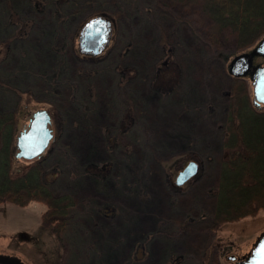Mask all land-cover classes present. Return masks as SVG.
<instances>
[{
  "label": "trees",
  "instance_id": "obj_1",
  "mask_svg": "<svg viewBox=\"0 0 264 264\" xmlns=\"http://www.w3.org/2000/svg\"><path fill=\"white\" fill-rule=\"evenodd\" d=\"M122 2L124 0H0V204L10 203L20 207L31 203L43 204L45 210L41 214V225L49 228L58 238L63 255H67L65 235L76 229L73 224L75 190H62L58 182H53L55 177L64 173L67 178L74 179L73 187L83 188L86 184H94L98 192L107 194L113 190V194L118 189L119 193L138 200L148 198L146 180L149 175L157 173L170 188L171 207L180 208L181 214L167 221L176 223L180 233L192 227L198 229L202 223L201 226L207 225L208 233L214 234L223 223L255 216L264 210V106L256 107L245 80L225 74L221 60L216 58V54L222 50H244L264 37V0H136L131 11ZM113 4L115 7L111 8ZM151 10L156 15L168 14L176 24L186 25L198 45V49L190 51L188 56L192 58V64L196 67L201 64L207 75L211 73L209 67L215 66L221 75L220 82L204 76L201 93H196L194 84L185 85L181 55L176 52L179 42L169 41L161 28L157 39L160 47L156 54L157 62L154 61L155 57L152 58L149 67L140 60L137 34L131 31L130 37L121 43L112 64V70L118 74V86H127L128 80L150 78L147 80L151 84L150 90L164 109L173 107V95L186 86L184 102L177 106L181 107L179 116L185 117L187 123L191 120L188 122L186 114L192 115L191 119H206L214 143L200 139L192 127L189 130L184 126L186 123L181 122L182 117H178L179 121L172 119L165 122L160 127L154 125L143 118L134 104V92L129 90L125 94L127 104L121 105L116 113L112 111L111 116L108 113V122L101 128L108 151L104 158L94 159L93 148L87 152L85 160L77 156L69 161V147L60 142V128L54 120L56 109L53 105L46 109L51 115L54 129L48 148L34 159L19 158L16 138L27 129L33 112H27L20 118L22 122L18 125L19 111L22 101L30 102L34 96L30 90H20L7 84L3 78L1 67L13 60L17 47L15 42L36 32L37 42L33 44V50L21 48V57L28 59L27 63L31 66L42 63V70L32 68L27 76L32 77L31 81L39 80L42 75L51 79L55 73L49 75L44 66H50L52 62L43 50L48 52L49 58H56L58 62H62V56L67 52H72L77 58L98 59L108 51L111 38L97 55H84L79 50L78 42L81 29L88 20L102 17L110 21L111 34L115 37L123 18L130 23L137 22L140 15L148 20L152 15ZM142 11L146 15L139 14ZM73 24L74 28L68 30ZM41 40L50 45H41ZM148 72L150 75H146ZM51 85L52 81L48 82L49 88ZM65 119V130L79 126L75 117L68 114ZM198 141L206 146L196 148ZM65 158L62 164L61 160ZM187 161L213 162L216 166L215 185L206 188L200 198L206 196L212 204H204L196 211L190 207L194 197L191 199L184 194L192 182L176 187L166 179L167 174L176 175ZM122 174L126 178L123 179ZM178 190L184 192L179 193ZM112 204L110 200L103 201L100 205H92L87 211L89 222L84 223L87 235H90L85 245L87 249L91 246L90 242H98V245L105 243V231L110 227L99 225L94 219L103 216L105 210L119 209ZM197 220L200 223H196ZM163 225L162 221L156 222L158 228ZM122 228L124 234H132L130 237L134 238L131 254L135 258L139 253H144L154 235H165L157 227L148 234L133 230L130 219L122 222ZM111 243L116 242H108L109 245ZM166 245L162 263L171 264L178 257L182 264H190L186 259L188 254L182 249L167 256L168 246H173L172 239ZM211 245L212 242L204 253L210 251ZM116 248L120 253V246ZM107 249L102 250L103 261L107 257ZM117 256L110 254V260Z\"/></svg>",
  "mask_w": 264,
  "mask_h": 264
},
{
  "label": "rangeland",
  "instance_id": "obj_2",
  "mask_svg": "<svg viewBox=\"0 0 264 264\" xmlns=\"http://www.w3.org/2000/svg\"><path fill=\"white\" fill-rule=\"evenodd\" d=\"M122 3L124 6L125 4L128 5L127 10L131 11V7L137 2L136 0H124ZM113 5H111V8L115 7ZM151 11L152 15L148 20L141 15L134 23H130L128 19L123 18L121 25L118 26L119 30L116 36L110 34L111 46L108 51L98 59L77 58L72 52H67L62 56V62H58L56 58H49L48 52L43 50L47 53V59L52 62L50 66H44L46 73L49 75L55 73V76L59 78L54 76V78L48 79L45 75H42L39 80L34 79L31 81L32 77L27 76V73L32 68L35 71L38 68L42 70L43 64L29 65L27 63L29 62L28 59L25 60L21 57V48L33 50V44L37 42L35 41L36 32L24 36L20 41L17 40L13 60L5 63L1 70L7 84L17 86L20 90H30L34 96V100L30 102L22 101L18 125L22 122L20 118L22 119L27 112L30 114L32 111L48 109L50 105H53L56 109L54 120L60 128V142L63 145H68L67 155L69 161H71L72 157L75 159L77 156L85 160L87 152L90 149L93 150V148L95 149L94 159L98 160L106 156L108 151L101 128L108 122L106 121L108 113L111 116L112 111L116 113L121 105L127 104L125 94L129 90L134 92V104L138 111L142 113L143 118L151 121L154 125L160 127L163 123L172 119L179 121L178 117H182L179 116L181 107L177 106L180 105L181 101L184 102L186 86L181 87L173 95L174 102L171 104L173 107L164 109L163 104L158 103L156 96L150 90L151 84L147 81L150 78L128 80L127 86L119 87L118 74L114 69L112 70L116 51L121 43L130 37L131 31L137 34L136 42L140 45L141 51L140 60L145 61L146 67L150 66L148 63L154 57V61L157 62L156 54L160 48L157 45V39L160 37L162 28L166 32L169 41L179 42L176 52L181 55L180 63L185 85L194 84L197 88L196 93L198 91L202 92L203 78L207 74L204 73V67L201 64L197 67L194 66L191 62L192 58L188 57L190 51L198 49L197 41L185 24H176L168 14L156 15L157 13ZM139 14L146 15L143 11ZM73 28L74 24L69 26L68 30ZM39 43L50 45L45 40H41ZM254 46L244 50L230 48L218 52L216 58L221 60L225 74L231 76L227 67L233 58L248 53ZM263 64L264 60L261 57L253 59V65ZM209 68L211 73L207 75L208 80H216L219 83L220 72L215 66ZM205 69H207L206 66ZM149 73L146 75H150ZM238 78L245 80L248 93L253 101L249 77ZM47 81H52L50 88ZM68 114L75 117L78 127H69L65 130L67 126L64 122ZM185 116L188 118V122L191 121L187 123V119L182 117L181 122L186 123L184 126L188 129L192 127L200 139H208L207 142L214 143L213 137L210 136L212 134H210V124L206 119H200L199 117L191 119L192 115L190 114ZM150 129L152 128L150 127ZM205 146L206 144L202 141L196 143L198 149H203ZM57 154L61 153L55 155ZM65 161L66 158L63 161L61 160V163L64 164ZM188 162L183 165V168ZM198 164L200 166L197 175L189 180L192 183L188 185L186 192L177 191L179 193L184 192L185 195H188V198L192 199L194 197V201L190 204L194 211L204 206V204H212L211 200L205 198L206 196L200 198L206 188L215 185L217 175L216 166L213 162ZM62 175L55 177L53 182H58L62 190H71L72 192L73 189L75 190L73 194L75 200L73 224L76 229L65 235L64 245L67 247V255H63L62 245L54 233L49 228L41 225V214L44 212L45 206L40 203H31L25 207L10 203L0 204V255L16 257L23 264H61V262L62 264H164L162 263V255L165 246H167L166 244L172 239L173 246H168L170 252V254L168 252V257L178 249H182L183 252L188 254L185 256L190 264H235L233 261L228 260V257L242 258L247 255L256 238L264 232V210H261L255 216L219 225L214 234L208 233L207 225L201 226L200 220L196 221V223H200L198 229L192 227L186 232L180 233L181 230L176 223L167 222L170 218L178 217L177 214H181L180 208L175 207L176 209H174V207H171L169 200L170 188L157 173L149 175L146 180L149 191L148 198L142 197L139 200L119 193L118 189L113 194H111L113 190L107 194L98 192L94 184H86L83 188L73 187L74 179L72 177L67 178L65 173ZM176 175L167 174L166 179L174 183ZM122 176L123 179L126 178L124 174ZM107 200L112 201V205L119 209H115L116 211H113V209L105 210L103 216L94 219L95 223L110 227V230L105 231L104 244L98 245V242H90L91 246L87 249L85 245H87L88 237H90V235H87V227L84 224L89 222L87 211L92 205H100V203ZM125 218L130 219L133 230L142 234L152 232L156 227L158 228L156 222L162 221L165 225L160 226L158 230L165 235H154L147 243L144 253H139L137 258L132 257L131 246L134 238L130 237L132 234H124L122 222L127 220ZM165 236L171 237L169 239ZM109 241L116 243L109 245ZM211 242L210 251L207 254L204 253V249ZM116 246H120V253H117L118 248ZM103 249H107V257L104 261ZM110 254H118V256L111 261ZM171 264H182V261L177 257V259L171 261Z\"/></svg>",
  "mask_w": 264,
  "mask_h": 264
},
{
  "label": "water",
  "instance_id": "obj_3",
  "mask_svg": "<svg viewBox=\"0 0 264 264\" xmlns=\"http://www.w3.org/2000/svg\"><path fill=\"white\" fill-rule=\"evenodd\" d=\"M110 21L95 17L87 21L80 32L79 50L83 54H97L107 43ZM261 57L264 60V37L248 53L236 56L229 63L227 70L234 77H249L252 87L253 104L264 106V64L253 65V59ZM54 129L50 114L46 109L32 113L29 125L16 138L17 156L31 160L40 156L53 139ZM199 164L189 161L178 172L174 185L181 187L197 175ZM235 264H264V232L255 240L251 250L242 258L228 257ZM0 264H23L18 258L0 255Z\"/></svg>",
  "mask_w": 264,
  "mask_h": 264
},
{
  "label": "flooded vegetation",
  "instance_id": "obj_4",
  "mask_svg": "<svg viewBox=\"0 0 264 264\" xmlns=\"http://www.w3.org/2000/svg\"><path fill=\"white\" fill-rule=\"evenodd\" d=\"M110 34H111V28H110L109 33H108V35H107V39H108V40H110ZM108 40H107V43L105 44V46H104L101 50H99V52L102 51V50L108 45V42H109ZM99 52H98V53H99ZM98 53H97V54H98ZM97 54H89V55H97Z\"/></svg>",
  "mask_w": 264,
  "mask_h": 264
}]
</instances>
